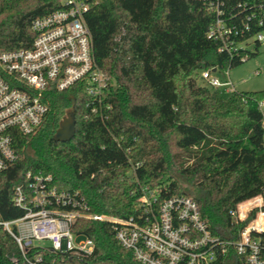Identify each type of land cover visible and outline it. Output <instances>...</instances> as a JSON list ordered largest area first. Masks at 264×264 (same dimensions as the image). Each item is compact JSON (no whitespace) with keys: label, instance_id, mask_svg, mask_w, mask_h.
<instances>
[{"label":"trees","instance_id":"1","mask_svg":"<svg viewBox=\"0 0 264 264\" xmlns=\"http://www.w3.org/2000/svg\"><path fill=\"white\" fill-rule=\"evenodd\" d=\"M81 1L89 5L95 60L114 80L108 118L103 122L92 112L93 99L83 82L52 91L40 129L14 135L18 160L0 174V215L23 214L12 202L13 191L31 170L52 175L61 191H79L91 212L118 218L139 212V194H133L139 182L162 187L163 197L191 195L212 230L232 231L236 238L240 225L230 211L264 191L258 109L264 90L226 93L198 79L203 70L241 64L244 56L256 55L261 42H255V52H221L208 36L216 15L202 0ZM244 1L226 0L240 17L245 13L236 8ZM65 7L63 0H0V54L30 47L36 36L33 22ZM69 109L76 114L75 135L55 141ZM74 231L94 240L89 258L47 248H32L28 257L40 256L39 264H141L118 241L110 222L79 219ZM0 264H29L1 227ZM225 264L246 263L233 255Z\"/></svg>","mask_w":264,"mask_h":264},{"label":"built area","instance_id":"2","mask_svg":"<svg viewBox=\"0 0 264 264\" xmlns=\"http://www.w3.org/2000/svg\"><path fill=\"white\" fill-rule=\"evenodd\" d=\"M202 1L216 15L208 36L219 43L221 52L233 56L256 41H264V0L239 3L236 9H241L244 17L229 10L226 0ZM63 2L65 8L33 22L36 36L30 47L0 54V174L18 160L15 133H36L46 121L52 91L83 82L93 99L92 112L103 122L108 118L112 106L106 101L114 80L95 60L93 35L86 20L89 5L81 0ZM246 33H252L251 37L237 41ZM229 69L203 70L201 77L212 88L237 92L231 80L222 81L215 75L224 70L229 76ZM258 109L264 130V99L258 102ZM162 191V187L139 182L133 191L139 194V212L118 218L91 212L79 191H61L52 175L29 170L25 182L13 191L12 202L23 214L12 219L0 215V227L15 240L29 264L42 260L40 256L28 257L32 248L71 253L80 260L92 256L94 240L74 231L79 219L112 223L118 241L141 264H225L233 255L246 264H264V191L230 211L240 225L236 238L232 231L212 230L191 195L163 197ZM39 241H47L49 246L36 244ZM12 261L18 262L17 258Z\"/></svg>","mask_w":264,"mask_h":264},{"label":"rangeland","instance_id":"3","mask_svg":"<svg viewBox=\"0 0 264 264\" xmlns=\"http://www.w3.org/2000/svg\"><path fill=\"white\" fill-rule=\"evenodd\" d=\"M255 46L256 44H250L248 50L250 52H255ZM215 75L222 81L231 80L238 92L264 90V41L261 43L256 55L247 58L237 66L230 67L229 76L225 75L224 70L216 72ZM198 83L210 87L208 83L202 79L201 74ZM179 179L183 187H190L188 182L180 176ZM36 244L44 247L49 246V242L47 241H39L36 242Z\"/></svg>","mask_w":264,"mask_h":264},{"label":"water","instance_id":"4","mask_svg":"<svg viewBox=\"0 0 264 264\" xmlns=\"http://www.w3.org/2000/svg\"><path fill=\"white\" fill-rule=\"evenodd\" d=\"M76 132V114L75 110H68L61 119L53 138L55 141L66 142L73 138Z\"/></svg>","mask_w":264,"mask_h":264}]
</instances>
